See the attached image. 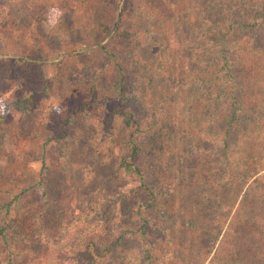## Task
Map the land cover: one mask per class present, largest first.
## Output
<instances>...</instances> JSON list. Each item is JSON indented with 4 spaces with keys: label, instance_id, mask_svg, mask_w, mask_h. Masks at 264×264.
<instances>
[{
    "label": "rangeland",
    "instance_id": "obj_1",
    "mask_svg": "<svg viewBox=\"0 0 264 264\" xmlns=\"http://www.w3.org/2000/svg\"><path fill=\"white\" fill-rule=\"evenodd\" d=\"M131 1L134 7L125 12L122 0H0V101L4 105L0 114V231L5 242L1 235L0 264H76L79 249L75 244L84 238L96 240L99 253L105 242L110 245L119 240L115 247L105 248L100 264H199L201 258L206 257V263L213 254L211 264H216L227 252L230 256L233 252L234 259L225 264H237L236 258L264 264V258L258 257L264 243L256 233L259 229L264 235V168L254 174L256 183L245 192L224 178L219 180L222 186L204 192L209 200L201 205L188 198L201 196L202 190L197 192L194 184H202L195 180L202 174L189 173L191 183L180 187L173 213L160 216L154 209L150 213L149 222L164 221L166 239L153 255L156 263L144 258L148 245L138 233L141 198L130 189L134 183L116 169L125 133L116 115L123 111L121 101L112 94L115 77L100 70L105 55L81 48L87 35L96 34L95 23L107 15L120 19L133 13L151 14L138 20V29H133L144 52L139 62L147 67L145 58L153 56L152 38L140 30L156 22L167 31L173 48L170 67H153L149 81L144 80L142 98L133 87L126 95L136 94L140 102L137 98L134 105L146 110L172 101L176 119L169 132L176 160L184 154L177 140L185 127L184 97L191 85L187 67L217 61V47L223 45L234 75L245 73L249 53L244 43L264 51V12L253 13L254 6L249 9L242 0H159L162 12L158 14L160 9L151 10L152 4L144 9L137 7L143 1ZM255 1L264 4V0ZM53 9L62 12L55 23ZM45 42L61 48L54 60L61 61L59 70L53 59H47L41 64L44 72L28 77L17 61L24 57L20 53L46 49ZM3 59L11 61L4 64ZM133 72L129 84L135 87ZM96 77L102 80L96 82ZM145 168L147 176L162 186L152 177L156 165ZM221 173L208 171L203 177L218 178ZM208 183L215 184L210 179ZM166 194L167 199L173 196L168 192L162 197ZM256 212H261L260 217L249 219ZM230 219L235 232L220 241ZM163 233L143 237L161 242Z\"/></svg>",
    "mask_w": 264,
    "mask_h": 264
},
{
    "label": "trees",
    "instance_id": "obj_2",
    "mask_svg": "<svg viewBox=\"0 0 264 264\" xmlns=\"http://www.w3.org/2000/svg\"><path fill=\"white\" fill-rule=\"evenodd\" d=\"M141 1L144 2V5L138 4V8L146 9L152 4L151 10L160 9L158 14L162 12L159 0ZM242 1H245L244 4L249 9H253L254 6L253 13L264 12V4L255 0ZM132 7L134 4L131 0H122L121 8L125 12ZM133 14H128L120 19L118 16L113 18L107 15L104 20L95 23L96 34L87 35L88 41L81 48H88L93 55H101L103 58L105 55V63L100 66V70L113 74L115 77L111 84L112 94L121 101L119 106L123 111L117 112L116 115L120 117L123 133H125L121 152L116 157V169L117 172H122L134 183L130 189L132 193L141 198L137 204L140 208L137 212L141 227L138 233L143 244L148 245V248L144 250V258L150 260V263H156L157 259L153 255L165 241L164 233L167 231V227L162 226L164 221L149 222L147 219L153 209L159 211L160 216L173 213V205L179 203L180 187L186 182L191 183L187 178L189 173L202 174L201 178H195L202 184H194V188L198 189L197 192L202 190L201 196L188 198L189 202L201 205L209 200V195L204 192L212 190L213 186L217 189L222 186V183L218 182L219 180L224 178L237 191L243 189L242 191L245 192L251 187V184L253 186V183H256L254 174L264 168V76L262 75L264 51L257 47L246 46L244 43L249 57L248 70L242 75H234V70L225 58L226 48L222 44L217 47L220 57L217 61L205 65L195 63L187 67L186 76L191 85L189 92L184 97L186 101L184 105L185 127L180 129V139L177 140L187 149H183L182 146L183 156L174 160L173 146L175 144L173 136L169 132L176 119L172 101L166 105H156L154 108L146 110L140 104L134 105L138 98L135 96L136 94L126 95V91L133 87L136 92L138 91V94H141L142 98V93L145 90V78L149 81L153 75V67L159 70H166L170 67L173 48L169 44L167 31L162 29L159 24L154 22L151 27L146 26L140 32L146 34L147 38H152L153 56L145 58L148 60L147 67L141 65L139 60L144 52L139 45L141 42L137 40L136 36H133V29H138L136 23L138 20L148 18L151 14ZM163 20L165 21L166 17ZM44 45L46 47H43L46 49H40L43 51L42 53L36 49H29L27 55L23 54L25 50L20 53L24 57L17 61L20 60L21 69L24 74H28V77H36L40 72H44L41 64L47 59H53L51 63L59 70L61 61L54 60L58 57L61 48L52 47L49 42H45ZM149 60L152 61L149 62ZM3 61L5 64L11 59H3ZM130 70L134 71L133 74L136 73L134 75L135 87L129 84L132 82ZM100 80L102 77L94 78L96 82ZM114 95H112V99L116 98ZM158 97L157 94H153V98L158 99ZM138 100L140 102V98ZM140 110L146 112L139 114ZM215 125L217 127H214ZM153 165H156L157 170L152 177L161 182L162 186L158 187L157 181L154 182L153 178H149L144 171L146 166ZM208 171H213L214 174L216 172L223 173L218 178L203 177ZM191 177L193 179V175ZM209 179L215 184L210 185ZM245 183L246 186H244ZM168 192H172L173 196L167 199L168 194H166L163 198L162 196ZM178 209L180 208L178 207ZM258 213L261 212H256L249 219L259 218L260 214ZM232 220L230 219L228 222L220 241L225 240L229 234L232 236L235 232ZM151 225H155V229H152ZM198 229L199 227L196 230ZM157 232H164L163 236L159 237L161 242H154V240L149 242L147 238L143 237L157 234ZM256 233L259 238H262L260 243L263 245L264 235L259 229L256 230ZM2 234L3 232L0 231V236ZM1 239L5 243L3 235ZM118 242L119 240L110 241V245L105 242V247L99 253L97 251L99 243L96 240L91 238L80 240L75 244V248L79 249V252L74 256L76 264H100V257L105 248L115 247ZM224 254L226 255L220 258V262L217 259L216 264L229 263L231 259H234L232 258L233 252L231 256L228 252ZM259 254V258H264V250H261ZM214 258L215 254L206 263V257L201 258L199 264H211ZM236 260L237 264H247L248 262L244 258L240 260L236 258Z\"/></svg>",
    "mask_w": 264,
    "mask_h": 264
},
{
    "label": "clouds",
    "instance_id": "obj_3",
    "mask_svg": "<svg viewBox=\"0 0 264 264\" xmlns=\"http://www.w3.org/2000/svg\"><path fill=\"white\" fill-rule=\"evenodd\" d=\"M53 13H54V16H53V19H52V22L55 23L56 22V19L62 15V12L59 10V9H53L52 10ZM4 113V105L2 103V101H0V114H3Z\"/></svg>",
    "mask_w": 264,
    "mask_h": 264
}]
</instances>
